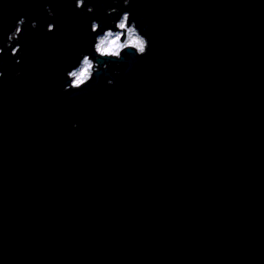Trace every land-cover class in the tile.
Masks as SVG:
<instances>
[{
  "label": "water",
  "instance_id": "water-1",
  "mask_svg": "<svg viewBox=\"0 0 264 264\" xmlns=\"http://www.w3.org/2000/svg\"><path fill=\"white\" fill-rule=\"evenodd\" d=\"M88 6L0 0V264H264V0ZM112 7L147 56L64 92Z\"/></svg>",
  "mask_w": 264,
  "mask_h": 264
},
{
  "label": "clouds",
  "instance_id": "clouds-1",
  "mask_svg": "<svg viewBox=\"0 0 264 264\" xmlns=\"http://www.w3.org/2000/svg\"><path fill=\"white\" fill-rule=\"evenodd\" d=\"M86 0H74L75 7L77 10H83ZM133 0H122L125 8L130 7ZM113 4L120 3V0H112ZM91 0H89V6L87 12L89 14L94 12V8L90 6ZM45 10L48 15L53 16V12L50 6L46 5ZM107 15H116L119 13V19L109 22V26L104 28L102 33L100 32L101 24L98 20L91 21V33L94 34V43L92 44V52L81 53L78 63L75 64L65 72L67 83L63 87L64 92L77 93L87 88L95 79L98 72L101 70L99 61H116L121 62L125 58V53H134L137 57L147 56L151 47L150 41L146 35L143 34L141 29L138 27L137 22L133 20L130 11L120 12L118 8L112 7L106 10ZM27 22L26 17H20L16 22L14 31L10 32L7 36V44L4 45L0 41V56L4 54V48L11 49V56H21L22 46L18 41L23 35V26ZM37 22L33 21L31 27L35 29ZM55 29V25L49 23L46 31L51 33ZM95 56H93V54ZM17 64L21 63L20 59L15 61ZM108 63L103 64V68L107 69ZM0 68H2V61H0ZM22 73L17 71L15 76L19 77ZM4 77V72L0 71V80ZM114 81L109 79L107 84L113 85ZM77 125H73L76 127Z\"/></svg>",
  "mask_w": 264,
  "mask_h": 264
}]
</instances>
